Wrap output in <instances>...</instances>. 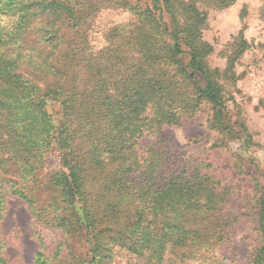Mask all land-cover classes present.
I'll list each match as a JSON object with an SVG mask.
<instances>
[{"label": "trees", "instance_id": "1", "mask_svg": "<svg viewBox=\"0 0 264 264\" xmlns=\"http://www.w3.org/2000/svg\"><path fill=\"white\" fill-rule=\"evenodd\" d=\"M233 3L0 0V222L17 198L38 228L63 235L53 255L42 243L35 264H203L253 215L213 163L172 169L165 151L203 103L221 146L241 141L203 39L207 9ZM106 9L132 19L105 29L97 48ZM50 154L59 170L44 180ZM255 209L261 245L250 264H264V184ZM0 264H11L1 237Z\"/></svg>", "mask_w": 264, "mask_h": 264}, {"label": "rangeland", "instance_id": "2", "mask_svg": "<svg viewBox=\"0 0 264 264\" xmlns=\"http://www.w3.org/2000/svg\"><path fill=\"white\" fill-rule=\"evenodd\" d=\"M232 1L233 5L223 10L207 9L203 39L214 48L207 65L212 71L220 70L218 80L222 85V97L241 141L233 139L222 147V135L210 125L213 114L210 105L203 103L196 115L171 129L172 143L166 144L169 148L165 149L169 152L172 169L183 166L190 169L204 160L213 163V170L226 180H236L234 197L237 202L242 203L246 199L249 203V211L246 212L254 210L253 215L232 228L227 242L206 255L203 264H250L261 245L255 206L264 184V2ZM131 19V14L121 9L102 11L95 20L96 31L92 40L95 47L104 46L105 29ZM220 72L223 77H220ZM153 141L152 137L143 138L140 141L142 149L145 150ZM214 144L219 147L214 148ZM58 170L59 159L56 154H50L42 178L47 180ZM0 235L11 264H35L42 243L45 244V255L50 256L63 241L60 231L38 228L28 207L17 198L7 200L0 222ZM75 244L79 249L80 244L76 241ZM83 251L81 248L80 252ZM116 262L126 264L127 259L117 258ZM135 264L145 262L140 260Z\"/></svg>", "mask_w": 264, "mask_h": 264}]
</instances>
